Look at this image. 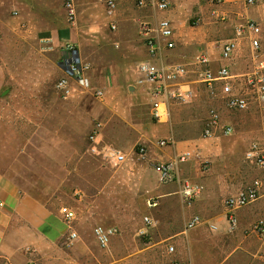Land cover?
I'll use <instances>...</instances> for the list:
<instances>
[{
  "label": "rangeland",
  "instance_id": "1",
  "mask_svg": "<svg viewBox=\"0 0 264 264\" xmlns=\"http://www.w3.org/2000/svg\"><path fill=\"white\" fill-rule=\"evenodd\" d=\"M254 1L170 0V9L161 13L121 0L111 18L98 0H74L71 19L66 0H0V62L7 77L0 94V174L11 176L65 225L61 208L76 211L73 228L79 238L64 246L66 262L264 264V171L246 161L250 147L264 138V98L246 78L264 74V23L254 20L261 28L260 51L246 35L238 40L230 61L219 59L222 46L237 38L236 29L247 20L244 10L263 2ZM170 13L174 36L182 31L189 44L176 46L159 64H188L207 53L214 68L230 65L247 110L229 111L219 89L205 86L200 69L191 67L196 73L184 83L191 92L184 100L170 102L169 122L153 119L148 88L137 72L147 59L140 27L155 25ZM113 20L117 30L111 28ZM208 29L217 33L210 50ZM60 32L67 37L58 40ZM70 49L91 86L74 81L72 95L64 98L56 84L63 74L64 52ZM214 116L220 125L232 126L233 134L217 130L207 137ZM96 124H101L99 149L116 148L126 156L125 163L112 167L92 152L88 137ZM161 141L165 147L158 145ZM186 152L192 157L178 167V177L199 184L202 193L191 207L180 199L164 203L158 194L179 190V182L162 183L155 167ZM171 154L167 161L159 158ZM256 179L263 185L259 200L237 211L238 226L230 228L225 200ZM150 203L158 206L151 208ZM182 209L189 210L183 217ZM193 215L200 216L203 225L186 233ZM145 217L157 225L147 226ZM98 226L119 229L108 249L95 240ZM171 246L173 254L168 252ZM26 253L36 251L28 248Z\"/></svg>",
  "mask_w": 264,
  "mask_h": 264
},
{
  "label": "built area",
  "instance_id": "2",
  "mask_svg": "<svg viewBox=\"0 0 264 264\" xmlns=\"http://www.w3.org/2000/svg\"><path fill=\"white\" fill-rule=\"evenodd\" d=\"M103 4L107 10L108 16L113 18L116 16L121 0H98ZM137 4L139 8H152L157 12H167L170 9V0H130ZM66 6L69 10L71 19L75 17L74 0H66ZM250 4L254 5L255 1L250 0ZM222 21L225 17H217ZM111 28L117 30L115 20L111 23ZM140 33L143 38V44L147 50V59L141 61L137 66V72L141 78L140 82L148 88L150 97L151 114L153 119L159 123L164 124L169 122L170 102L184 100L189 94V90H185V81L190 77L191 73H196L190 70L191 67L198 68L199 74L202 77V82L205 86L219 89V93L224 100V103L229 111L243 112L248 109L246 99L240 94L236 87L237 76L233 74L230 65L223 64L216 68L213 67V60L207 54L203 53L191 60L188 64L178 65H160V57H164V52L173 50L175 45L173 24L168 19H161L155 25L144 23L140 27ZM237 38L227 41L221 48L219 59L221 62L230 61L236 53L239 43L238 40L248 35L251 39L252 48L255 51H260L262 41L260 39L261 28L257 22L247 19L243 25L236 29ZM63 57L62 66L65 69L66 77L62 78L57 84V90L64 97L68 98L72 95L74 88L72 83L75 81L85 88H90L91 84L82 76L84 69L80 68V61L76 52L71 49L66 51ZM263 65L261 69H263ZM198 73V72H197ZM249 86L257 89L258 93L264 98V74L255 72L246 76ZM191 94V93H190ZM101 96V92H97ZM217 130L224 131L227 135L233 134V127L230 125H220L217 116H214L211 125L205 134L207 137H212ZM101 139V124H96L93 131L90 133L88 140L93 144L91 150L93 153L101 156L105 163L112 167L122 165L126 161V156L121 151L114 147L106 146L102 150L99 149ZM159 146L165 147L166 141L158 143ZM146 150L141 149V155L145 156ZM192 157L191 152H186L176 160L168 163H160L156 165L155 171L162 183L179 182V196L184 206L191 207L195 201L198 200L202 193V187L199 184L193 183L187 179H180L177 174V169L180 165L186 164ZM246 161L259 170L264 171V138L261 143H255L246 153ZM262 182L259 179L253 181L251 185L242 189L237 194L228 197L225 200L226 219L230 228L238 226L237 211L242 210L257 200H259L262 191ZM151 208L155 207L156 203L149 204ZM3 204L0 203V207ZM61 215L65 223L69 227V241L74 243L79 235L74 230L73 224L77 220V213L69 207L61 208ZM147 226H156V222L145 217ZM203 220L200 216H192L185 225L186 233L193 232L203 225ZM214 228V227H213ZM144 234V233H143ZM119 235L117 227H102L98 226L94 229V236L98 246L101 249H108L113 238ZM169 254L175 252L173 246L168 249ZM264 261V257L262 258Z\"/></svg>",
  "mask_w": 264,
  "mask_h": 264
},
{
  "label": "crops",
  "instance_id": "3",
  "mask_svg": "<svg viewBox=\"0 0 264 264\" xmlns=\"http://www.w3.org/2000/svg\"><path fill=\"white\" fill-rule=\"evenodd\" d=\"M243 15L247 19L264 23V0L261 4L244 10ZM163 19L174 22L172 13ZM207 33L206 47L209 49L214 45L212 41L217 37V33L210 29ZM66 37L67 32L58 33V40H63ZM173 43L175 45L174 49L176 46L181 48L189 44L182 31L176 32ZM171 51H165L164 55ZM66 53L65 51L64 55ZM60 66L63 74L59 81L66 77L62 62ZM6 80V72L0 62V94L6 86ZM56 91L59 96H62L57 88ZM172 154L168 157L163 156V154L159 158L162 161H167L172 157ZM158 195L164 203L181 200L179 190L176 189H163ZM0 203L3 204L0 207V264H28L30 262L37 264L39 262L41 264H69L66 262L67 250L64 248L69 241L70 234V231H67L66 228L67 224L65 225L58 217L54 216L50 209L40 201L27 196L18 183L7 174H0ZM157 206L158 204L153 208ZM188 212V209H182L179 214L183 217ZM154 221L156 222V220ZM28 248L34 249L36 253L33 255L27 254L26 250Z\"/></svg>",
  "mask_w": 264,
  "mask_h": 264
}]
</instances>
